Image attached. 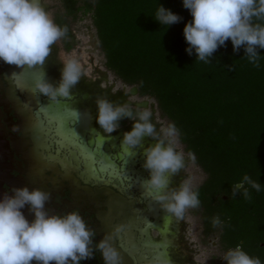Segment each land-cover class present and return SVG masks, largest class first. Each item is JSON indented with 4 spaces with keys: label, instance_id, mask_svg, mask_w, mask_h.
I'll return each mask as SVG.
<instances>
[{
    "label": "flooded vegetation",
    "instance_id": "flooded-vegetation-1",
    "mask_svg": "<svg viewBox=\"0 0 264 264\" xmlns=\"http://www.w3.org/2000/svg\"><path fill=\"white\" fill-rule=\"evenodd\" d=\"M69 20V34L53 45L43 66L28 67L32 72L28 76L25 66L0 60V198L11 195L12 188L27 186L50 194L45 207L53 213L78 210L96 233L93 257L80 264H104L99 242L119 254V264H193V250L185 243L184 216L178 219L168 212L143 184L149 175L143 167V148L155 140L146 136L142 147L130 148L122 138L131 130L132 120L122 119L110 134L96 120V101L106 98L134 114L150 112L159 131L167 126L155 102L140 97L136 86L117 77L110 80L107 70L96 69L91 79L83 67L68 97L52 99L36 88L41 79L58 83L64 63L59 49L68 53L78 44ZM86 114L92 130H86ZM182 153L186 166L188 155ZM185 166L171 177L170 188L186 179ZM22 211L29 221L33 219L27 206ZM216 261L211 258L208 264Z\"/></svg>",
    "mask_w": 264,
    "mask_h": 264
},
{
    "label": "trees",
    "instance_id": "trees-1",
    "mask_svg": "<svg viewBox=\"0 0 264 264\" xmlns=\"http://www.w3.org/2000/svg\"><path fill=\"white\" fill-rule=\"evenodd\" d=\"M79 1L61 0L54 22L63 28L80 9L90 13L105 68L151 98L176 126L178 142L205 175L194 188L200 205L193 208L203 236H216L224 255L240 245L264 264V49L257 48L259 68L243 46L234 52L230 40L204 63L185 51L183 28L192 17L183 0H83L78 7ZM158 5L179 22L162 26L155 20ZM245 175L261 185L259 192L244 185L250 199L242 189L233 196Z\"/></svg>",
    "mask_w": 264,
    "mask_h": 264
},
{
    "label": "clouds",
    "instance_id": "clouds-1",
    "mask_svg": "<svg viewBox=\"0 0 264 264\" xmlns=\"http://www.w3.org/2000/svg\"><path fill=\"white\" fill-rule=\"evenodd\" d=\"M191 21L185 23L183 36L188 45L185 51H193L199 61L208 58L231 41L233 51L242 46L245 57L259 68L257 48L264 49V0H183ZM181 17L158 5L155 20L162 26L179 22ZM67 34V27L57 25L45 10L42 0H0V60L17 67L43 66L52 52L53 45ZM232 70L231 68L229 69ZM81 66L74 58L64 61L56 85L41 79L36 82L40 93L55 99L68 97L81 77ZM97 123L105 132L112 133L122 119L132 120L131 130L123 134L122 142L130 148L143 146V138L155 143L143 148V167L149 175L143 184L149 188L166 210L180 219L189 208L200 205L199 193L192 182L185 179L177 188H170L171 177L180 172L184 154L176 150L179 131L174 124L157 130L151 113H133L127 106H116L106 98L96 101ZM193 162L195 157L189 153ZM245 184L257 192L261 185L247 175L232 189L233 196L243 190L250 199ZM11 195L0 198V264H80L93 257L95 236L78 210L63 214L46 208L50 194L41 189L29 190L27 186L12 188ZM27 206L33 219L29 221L22 209ZM220 225L219 218L212 221ZM104 264H119V254L104 242H99ZM225 264H261L240 245L229 249L223 256Z\"/></svg>",
    "mask_w": 264,
    "mask_h": 264
},
{
    "label": "rangeland",
    "instance_id": "rangeland-1",
    "mask_svg": "<svg viewBox=\"0 0 264 264\" xmlns=\"http://www.w3.org/2000/svg\"><path fill=\"white\" fill-rule=\"evenodd\" d=\"M43 4L52 19L56 12L63 11L61 0H43ZM82 4L83 0H80L77 6H82ZM69 21L70 28L72 29L78 44H76L68 53H64L60 48L59 57L63 62L68 58L76 59L79 62L81 68H84L83 70L85 71L86 76L91 77L92 79L94 76H96L94 72L96 69L99 71H104L107 69L104 66L105 59L99 49L96 31L92 23L91 15L90 13L86 15L83 14V10L80 9V11L77 13V18L75 20L70 19ZM57 43L59 44V40ZM25 68L24 75L28 76L30 72ZM107 76L110 78V80H112L113 77H116L110 71H108ZM116 85L118 86L119 83H116ZM163 122L166 124V126L169 125L166 119H164ZM178 147L180 152H182V145ZM188 156H186L187 163L185 166V174L186 179L192 182L194 189L203 182L205 175L194 164L192 158ZM191 212L192 210L189 208L184 214V235L186 239L185 243L187 244L188 248L193 250V264H208L211 258L217 260L218 264L224 263V253L220 252L218 248L217 237L210 236L205 238L202 236L200 218L197 214H194L193 212V214H191Z\"/></svg>",
    "mask_w": 264,
    "mask_h": 264
},
{
    "label": "bare ground",
    "instance_id": "bare-ground-1",
    "mask_svg": "<svg viewBox=\"0 0 264 264\" xmlns=\"http://www.w3.org/2000/svg\"><path fill=\"white\" fill-rule=\"evenodd\" d=\"M31 76H35L34 74ZM40 76V75H36ZM86 130H92V119L86 114Z\"/></svg>",
    "mask_w": 264,
    "mask_h": 264
},
{
    "label": "water",
    "instance_id": "water-1",
    "mask_svg": "<svg viewBox=\"0 0 264 264\" xmlns=\"http://www.w3.org/2000/svg\"><path fill=\"white\" fill-rule=\"evenodd\" d=\"M25 67H26V68H25ZM25 67H24L25 69H27L30 73H32L31 70H29V68H28L27 66H25ZM24 68H23V69H24ZM15 69H16V68H15ZM21 71H22V70H21ZM132 91H133L134 94H136V88H135V87L132 88Z\"/></svg>",
    "mask_w": 264,
    "mask_h": 264
}]
</instances>
